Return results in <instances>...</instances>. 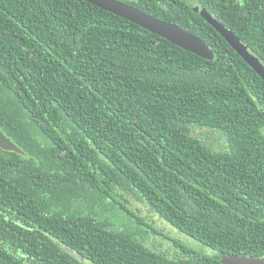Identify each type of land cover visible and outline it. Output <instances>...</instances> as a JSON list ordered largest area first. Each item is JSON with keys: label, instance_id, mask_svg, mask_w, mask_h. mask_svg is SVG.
Here are the masks:
<instances>
[{"label": "trees", "instance_id": "1", "mask_svg": "<svg viewBox=\"0 0 264 264\" xmlns=\"http://www.w3.org/2000/svg\"><path fill=\"white\" fill-rule=\"evenodd\" d=\"M122 1L215 58L84 0H0V128L24 151L0 147V264L264 258V79L202 12L264 63V0Z\"/></svg>", "mask_w": 264, "mask_h": 264}, {"label": "water", "instance_id": "2", "mask_svg": "<svg viewBox=\"0 0 264 264\" xmlns=\"http://www.w3.org/2000/svg\"><path fill=\"white\" fill-rule=\"evenodd\" d=\"M105 11L129 20L172 43L206 59H214V50L203 39L175 23L163 21L122 0H84ZM204 17L218 29L241 57L264 79V63L253 54L231 31L220 25L210 13L202 10ZM0 147L5 150L24 153L0 128ZM225 264H264V258L248 255H223Z\"/></svg>", "mask_w": 264, "mask_h": 264}, {"label": "rangeland", "instance_id": "3", "mask_svg": "<svg viewBox=\"0 0 264 264\" xmlns=\"http://www.w3.org/2000/svg\"><path fill=\"white\" fill-rule=\"evenodd\" d=\"M144 215H146L149 219V221H157L155 222V224L159 227V229H161L164 233L166 234H170L176 237H180L183 240L189 241L192 244H197L196 241H194L192 238L186 236L185 234L180 233L175 227H173L170 223H168L167 221H163L162 219H158V216L156 214H154L153 212H150L149 210L145 209L144 210ZM159 220V221H158ZM160 239V235H156L155 238V242L159 243ZM166 245V244H165ZM200 246L202 249L204 250H210L208 247L206 246H202V245H198ZM167 247V245H166Z\"/></svg>", "mask_w": 264, "mask_h": 264}]
</instances>
